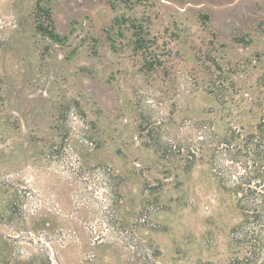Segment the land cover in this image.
Here are the masks:
<instances>
[{
  "label": "rangeland",
  "instance_id": "rangeland-1",
  "mask_svg": "<svg viewBox=\"0 0 264 264\" xmlns=\"http://www.w3.org/2000/svg\"><path fill=\"white\" fill-rule=\"evenodd\" d=\"M263 116L264 0H0V264H229Z\"/></svg>",
  "mask_w": 264,
  "mask_h": 264
},
{
  "label": "trees",
  "instance_id": "trees-1",
  "mask_svg": "<svg viewBox=\"0 0 264 264\" xmlns=\"http://www.w3.org/2000/svg\"><path fill=\"white\" fill-rule=\"evenodd\" d=\"M42 31L47 32L46 28ZM245 146L253 154L252 166L249 161L241 160L244 172L235 176L232 184L223 182L225 189L237 194L243 216L242 222L233 227L232 234L235 243L245 248V253L232 258L229 264H264V116L256 131L247 136ZM239 155L238 152L233 155L234 159Z\"/></svg>",
  "mask_w": 264,
  "mask_h": 264
}]
</instances>
